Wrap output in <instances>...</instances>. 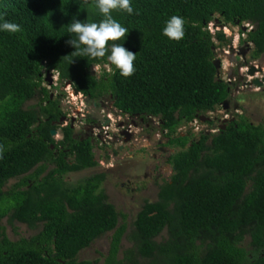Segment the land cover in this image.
Segmentation results:
<instances>
[{"label":"trees","instance_id":"trees-1","mask_svg":"<svg viewBox=\"0 0 264 264\" xmlns=\"http://www.w3.org/2000/svg\"><path fill=\"white\" fill-rule=\"evenodd\" d=\"M131 3L133 14L112 13L129 29L126 37L109 43H122L136 54L135 71L122 77L113 69L96 78L90 68L106 58L74 57L66 43L70 22L102 19L94 0H0V13L21 27L15 34L0 33V264H97L77 255L110 231L100 264H264V127L236 115L211 135L177 133L228 97V84L217 77L213 60L214 50L230 46V39L206 26H251L240 29L246 37L239 42L251 44L255 60L264 54V0ZM173 15L185 20L179 41L161 34ZM44 70H54L58 83L70 82L90 100L110 93L116 110L158 119L165 144L178 148L167 158L172 173L159 186L157 199L145 201L136 214L129 235L133 246L121 259L125 225H118L120 214L101 189L104 173L75 184L64 180L66 173L97 165L94 144L73 140L68 128L61 144L68 143L74 157L70 162L63 154L55 157L49 149L54 144L50 121L36 124L38 111L22 108L38 92ZM40 91L49 100L48 92ZM46 162L52 167L43 174ZM5 217L9 225L16 221L37 232L11 241L1 223ZM164 231L166 238L157 242Z\"/></svg>","mask_w":264,"mask_h":264},{"label":"rangeland","instance_id":"rangeland-1","mask_svg":"<svg viewBox=\"0 0 264 264\" xmlns=\"http://www.w3.org/2000/svg\"><path fill=\"white\" fill-rule=\"evenodd\" d=\"M244 26L247 25L244 24ZM250 28L251 26L246 27L245 31L250 30ZM239 29L240 26L236 25L226 24L222 26L224 34L230 39V46H218L214 52V59L220 61L217 77L226 83L229 82L231 95L228 108L222 110L217 107L213 115L219 118H223L226 115L228 118L235 117V119L236 115H240L248 122L254 125L261 124L264 127V54L255 60L251 59L250 52L252 47L246 43L241 44L239 42V38L242 37L239 34ZM245 37L246 34L242 38ZM212 40L217 44V40L214 37ZM247 47H250L249 50H246ZM250 65L255 67L253 76L248 75ZM106 68V66L105 68L101 66L95 69L98 73V71ZM53 77L55 79L57 75L54 73ZM253 79L263 82L262 85L252 84L250 81ZM58 85L57 90L51 89V91L53 93H64L75 104L80 94H75L65 84L58 83ZM61 101L64 109L67 110L65 96L62 97ZM85 103L90 114L97 115L99 119L102 115L108 113L113 119H117V113L109 107V98L103 100L102 110L99 106L93 108L90 102ZM71 109L73 110L72 107ZM157 123V119L150 121L148 128H145V125L142 124L141 127L135 129L133 137L125 143L117 136L113 138V141L106 139L103 142L105 137L102 135L99 141L95 142L93 148L97 165L90 169L68 173L64 177L67 183L75 184L90 175L104 173L105 178L101 184V189L105 193L107 201L120 214L118 225H125V232L121 238L118 253L120 259L123 251L133 246L129 235L133 230V221L136 214L145 201L153 202L157 199L159 186L168 181L172 173V168L167 163V158L176 152L178 148L165 144L166 139L161 135ZM208 129L209 126L205 121L193 122L192 125H181L177 129V133H185L189 130L192 138H198L200 132H206ZM109 136L111 137V135ZM121 145L123 146L122 150L114 153ZM159 147L166 149V151L161 152ZM13 182V180H10L8 185ZM1 223L4 226L6 236L11 241L22 237L28 238L37 232L16 221L9 225L5 218ZM112 233L110 231L98 237L87 248L78 253L77 259L97 260V264H100L103 256L108 252ZM165 238L166 232L164 231L156 238V241L160 242ZM248 241V237L245 238L244 245Z\"/></svg>","mask_w":264,"mask_h":264},{"label":"flooded vegetation","instance_id":"flooded-vegetation-1","mask_svg":"<svg viewBox=\"0 0 264 264\" xmlns=\"http://www.w3.org/2000/svg\"><path fill=\"white\" fill-rule=\"evenodd\" d=\"M245 44V43H243ZM248 46H251V44L246 43ZM250 47H247L246 50H249ZM215 52V50H214ZM243 53V52H242ZM218 60V59H217ZM220 62V61H219ZM103 68L105 66L106 69H103L102 71H96L95 68H97L95 65L91 66L90 68V74L93 76H96V78H99L101 74H110L113 71V68L106 62L105 64L101 65ZM98 66V67H101ZM253 67L255 70V67L253 65H250L249 67ZM101 70V69H100ZM261 70V69H260ZM46 73H49L50 75L46 77ZM56 74L54 70H44L40 74L41 82L40 86L38 88V92L35 93L32 98L24 101L22 103V108L24 110L34 109L38 111V118L37 123L45 121H50V126H53L54 129H50L49 135L53 139L54 144H49V149L52 151V153L55 155V157H58L59 154H63L62 158L68 162H70L73 159V154L71 153L69 149V144L64 143L61 144L65 140L64 130L69 128L70 137L75 141H83L86 139H89L92 144H95V142H98L101 136L103 135L104 140L103 142L107 140H112L115 136L120 137L122 141L128 142L133 135L135 134V129L138 127H141L142 124L145 125V128H148L150 126V121H155L156 118H152L149 116H142L138 113L136 114H126L123 112H120L116 110L113 107V99L111 98V94L108 93L107 96H102L100 99L97 100H90L87 96L83 95L82 93L76 92L72 87L73 92H76L80 94V97L77 98L76 103H72L68 99L67 95H64V93H53L51 89L57 90L58 85V77L54 79L53 74ZM249 75V74H248ZM253 76V75H252ZM54 80V82H53ZM253 79L250 81L253 84ZM258 80V79H256ZM259 81V80H258ZM66 83V82H65ZM70 83V82H69ZM263 83V82H262ZM261 83V85H262ZM228 84V97L223 101L222 105L220 106V109L226 110L228 108L229 104V97L231 95L230 85ZM256 85V84H255ZM258 86V85H257ZM41 88H44L48 92V99L49 100H43V93H41ZM75 93V94H76ZM65 96V103L68 109H64V106L61 104L62 97ZM70 97V96H69ZM109 98L110 101V109H113L117 113V119H113L111 115L105 114L102 115V117H97L95 114H90V111L87 109V105L85 102H90L92 104V107L95 108L97 106L101 107V110L103 109V100ZM43 100V101H42ZM73 108V110L71 109ZM41 108H45L47 111H50L52 114H49L47 116H44V112H41ZM70 108V109H69ZM91 110V109H90ZM216 109L207 112L204 115H197L194 120L187 124H191L193 122H203L199 119V117L206 118L205 123L208 124L209 129L205 132L208 135L216 133L219 129L222 127L225 128L226 124L229 121H232L235 119V117L228 118L226 115L223 118H219L216 115H213L214 111ZM55 116L54 118L50 117ZM158 121V119H157ZM218 122V123H217ZM158 128L161 132V135L163 136L164 131L160 129V123L158 121ZM54 131V134L52 135L50 132ZM189 131V130H188ZM214 131V132H212ZM111 135V137L109 136ZM164 137V136H163ZM128 138V141H125V139ZM166 139V138H165ZM102 144V142H100ZM123 146H119L117 151L114 153H118V151L122 150ZM161 152L166 151V149L159 147ZM95 158V157H94ZM46 171L43 173L45 174L49 168L52 167V164L46 162ZM36 169L33 168L28 172L27 174L33 172ZM73 173V172H70ZM42 174V175H43ZM66 173L64 177L67 175ZM20 177L11 178L10 180H13L14 182L11 185H8L9 181L4 185V189L6 190L9 187L17 184ZM65 180V178H64ZM66 182V181H65ZM4 219V218H3ZM1 219V221L3 220ZM6 219V217H5ZM7 221V219H6Z\"/></svg>","mask_w":264,"mask_h":264},{"label":"clouds","instance_id":"clouds-1","mask_svg":"<svg viewBox=\"0 0 264 264\" xmlns=\"http://www.w3.org/2000/svg\"><path fill=\"white\" fill-rule=\"evenodd\" d=\"M94 7L102 19L98 22L73 20L67 25L66 33L69 34L70 39L66 43L74 49L72 52L75 53L74 57H87L90 59L106 58L108 64L114 69L113 74H115V71H118L122 77L131 76L135 71L133 61L136 58V54L123 47L122 43H109L110 41L124 40L126 37L129 29L114 19L112 13L116 11L128 15L133 14L134 9L131 0H94ZM6 15V13H0V33L15 34L20 32V25L6 19ZM184 24L185 20L183 17L173 15L164 22L161 34L170 41H179L184 37ZM244 24L236 26H240L241 30L242 27H249L248 24H246L247 26H244ZM222 26L225 25L216 26L210 22L206 26V29L211 34H214L213 32L216 31H222L224 34ZM209 29H214L215 31L211 32ZM242 31H245V29ZM239 34L241 35L242 33L240 32ZM224 35L227 37L226 34ZM240 38L243 39L242 37ZM95 66L98 68L101 65ZM65 85H67V88L71 87L70 84Z\"/></svg>","mask_w":264,"mask_h":264},{"label":"water","instance_id":"water-1","mask_svg":"<svg viewBox=\"0 0 264 264\" xmlns=\"http://www.w3.org/2000/svg\"><path fill=\"white\" fill-rule=\"evenodd\" d=\"M237 24H238V22H237ZM244 29H245V27H242V30H244ZM213 64H214V66H215L216 71L218 72V68L220 67V62H219V60L214 59V60H213ZM248 74H249V75H253V74H254V68H253L252 66L249 67V69H248ZM49 75H50L49 73H46V77H48ZM253 83L256 84V85H258V86L261 85V82L258 81V80H256V79L253 81ZM65 84H70V83H69V82H66ZM199 119H200L201 121H206V118H204V117H199ZM222 129H224V128L222 127L221 130H222ZM50 133L53 135V134H54V131H51ZM125 141H128V138H126Z\"/></svg>","mask_w":264,"mask_h":264},{"label":"built area","instance_id":"built-area-1","mask_svg":"<svg viewBox=\"0 0 264 264\" xmlns=\"http://www.w3.org/2000/svg\"><path fill=\"white\" fill-rule=\"evenodd\" d=\"M209 30L211 31L212 29H209ZM211 32H212V31H211ZM241 36L243 37V36H244V34L242 33V34H241Z\"/></svg>","mask_w":264,"mask_h":264}]
</instances>
